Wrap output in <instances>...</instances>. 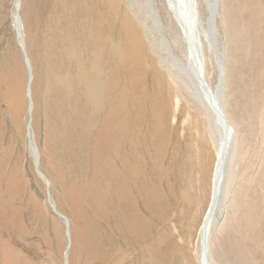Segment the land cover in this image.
Masks as SVG:
<instances>
[{
  "label": "rangeland",
  "instance_id": "rangeland-1",
  "mask_svg": "<svg viewBox=\"0 0 264 264\" xmlns=\"http://www.w3.org/2000/svg\"><path fill=\"white\" fill-rule=\"evenodd\" d=\"M197 1L174 18L165 0H18L29 148L14 0H0V264H65L68 237V264H199L216 156L170 69L186 17L218 55L234 136L208 262L264 264V0H217L215 36Z\"/></svg>",
  "mask_w": 264,
  "mask_h": 264
},
{
  "label": "bare ground",
  "instance_id": "bare-ground-1",
  "mask_svg": "<svg viewBox=\"0 0 264 264\" xmlns=\"http://www.w3.org/2000/svg\"><path fill=\"white\" fill-rule=\"evenodd\" d=\"M173 1L176 2L175 0ZM191 2H192V9L194 11V14L195 16H197L196 12L199 11L198 1L191 0ZM202 2L204 3L206 9H208L207 11H209L207 16V23H208V27L210 28L213 19L212 12H213L214 2L212 0H204V1L202 0ZM13 14H15V10H13ZM192 20L193 19H190L189 17L183 18L182 20H177L179 29L181 30L180 31V35L182 36L181 40L183 46L185 47L183 58H185L186 61L183 63L180 58L170 54L169 62L172 65V67H170V64L169 67L171 69V73L176 71L178 75L177 76L178 79L182 82V87L186 90L188 96L192 98L194 104L198 108L197 111L201 117L200 122L202 123V126L204 127L209 137L210 144L213 145L214 147L215 156H216L217 169L215 170L214 168V173L212 175V193H211L212 194L211 198H213L215 204L214 211L212 213L211 221L209 224V217L206 216L209 213V209H208V212L205 213L204 215L205 217L203 219L202 225L198 231V246H199L198 261L199 264H204V258L206 254L202 244H204L205 241H207L208 244V242L210 241L209 239H210L211 227L215 221L216 212L221 211L224 204V200H225L224 192L229 176L230 157L233 151L234 136L232 132H231V136L229 135L230 128H229L228 117L226 116L223 108L224 102L222 101V96H221L222 92L219 93V89L221 85H222V89H224L223 87L225 83L223 79L224 72L220 68V60L217 58L218 55L216 54L215 49H213L212 42L208 36L205 26L200 30L198 29L196 31L194 26L195 23H191ZM201 35L210 48L213 57V64L216 69V80L214 85V91H212L209 88L208 83L205 80L206 75L204 73V62H202V57H201V53L202 55H204V48H202V43H201ZM213 43L214 46L216 47L214 40ZM96 45H98L97 42ZM134 53L135 52L132 50L131 54ZM132 56L133 55H131V58ZM217 68H218V72H217ZM179 74L183 75L186 78L189 87H186V81L185 80L183 81V79L179 76ZM202 78H204V81ZM28 129L30 128L28 127ZM31 138H32V134L30 132V140ZM31 150L34 152V147ZM34 160H35L34 162L36 163L35 157ZM208 260L209 259L207 255V264H209ZM65 264H68L67 259H65Z\"/></svg>",
  "mask_w": 264,
  "mask_h": 264
},
{
  "label": "water",
  "instance_id": "water-1",
  "mask_svg": "<svg viewBox=\"0 0 264 264\" xmlns=\"http://www.w3.org/2000/svg\"><path fill=\"white\" fill-rule=\"evenodd\" d=\"M212 1L214 3H213V12H212L213 19H212L211 25H212V33L215 36V31H216L215 18H216V15H217V0H212ZM165 2L167 4L168 10L171 12V14H172V16L174 18H176L175 14L179 12L180 6H182V7L184 6V8H185V5H186V7H188L190 10H191V6H192L191 5L192 2L190 0H177V2H174L173 0H170V1L165 0ZM12 10H15V17L13 18V29L15 31V38H16V42H17V44H18V46L20 48L21 55H22V58H23V62L25 64L26 72H27L26 98H27V101H28V109H27V112H26V115H25V118H24V123H25V125L27 127L28 147L31 148L32 147V139L30 140V132H31L30 113H31L32 103H31L30 93H31L32 76H31V67L29 65V60H28V57H27V55L25 53V50H24L21 23H20V19L18 17V13H17L18 12V0H14V4L12 6L11 13H12ZM11 13H10V15L12 17ZM202 79L204 81V78H202ZM221 92H222L221 96H222V101H223L222 85H221V87L219 89V93H221ZM28 127L30 129H28ZM216 164L214 166L215 170L217 169V165ZM34 165H35V167L37 169L36 163ZM40 176L43 178L42 174H40ZM48 194H49V188H48V184H47V196H48ZM210 203L211 204H210V208H209V213L206 215L207 217H209V224H210V221H211V217H212V213L214 211V205H215L214 201H213V198L210 201ZM202 245H203V248H204V251H205V254H206V256L204 258V264H207V255H208L209 242L207 244V241H205L204 244H202ZM68 248H69V237L67 238V246H66V249H65V259H67Z\"/></svg>",
  "mask_w": 264,
  "mask_h": 264
}]
</instances>
